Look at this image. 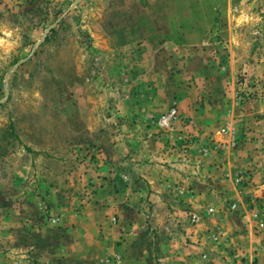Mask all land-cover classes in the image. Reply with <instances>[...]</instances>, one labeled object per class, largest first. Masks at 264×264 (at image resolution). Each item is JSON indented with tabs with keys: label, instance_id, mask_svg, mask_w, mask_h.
I'll return each mask as SVG.
<instances>
[{
	"label": "rangeland",
	"instance_id": "1",
	"mask_svg": "<svg viewBox=\"0 0 264 264\" xmlns=\"http://www.w3.org/2000/svg\"><path fill=\"white\" fill-rule=\"evenodd\" d=\"M190 147L242 149L228 220L264 264V0H0V264H122L117 178Z\"/></svg>",
	"mask_w": 264,
	"mask_h": 264
},
{
	"label": "crops",
	"instance_id": "2",
	"mask_svg": "<svg viewBox=\"0 0 264 264\" xmlns=\"http://www.w3.org/2000/svg\"><path fill=\"white\" fill-rule=\"evenodd\" d=\"M223 152H226L223 158L216 156H221ZM187 154L188 165L182 164L179 158L176 161H167V157L164 160L143 161L136 157L132 163L133 171L121 174L125 175V179L117 178L120 183L116 192L119 200L116 212L120 219L110 230L120 232L122 237L117 244L110 243L109 252L119 255L122 264L253 263L256 249L253 238L249 234L235 231L242 223L231 226L228 220V216L234 212L246 214L249 199L247 194L255 195L259 191V185L257 187L253 183L255 178L238 188L233 182L232 168L241 160L239 157L243 154L242 149H215L205 162L197 147H190ZM256 176L253 173V177ZM143 199L150 201V208L144 207ZM232 203L236 207L231 213L228 204ZM211 204L222 209L218 211L225 214L220 217L207 216L206 208ZM188 214H194L199 219L196 223H191ZM162 216L171 223H158V218ZM211 222L222 224L227 236L229 232H233L229 235V242L206 245L207 234L203 231L212 226ZM229 226L232 229L229 230ZM164 227H169L166 230L170 234L176 232L175 236H161L159 233H165ZM208 243L212 244L211 241ZM230 246L233 254L227 252ZM207 248L212 250L211 254L205 253ZM255 256L264 261L262 251L255 253Z\"/></svg>",
	"mask_w": 264,
	"mask_h": 264
},
{
	"label": "built area",
	"instance_id": "3",
	"mask_svg": "<svg viewBox=\"0 0 264 264\" xmlns=\"http://www.w3.org/2000/svg\"><path fill=\"white\" fill-rule=\"evenodd\" d=\"M193 219L196 220L197 219V216L196 215H193ZM215 238H217V236H215Z\"/></svg>",
	"mask_w": 264,
	"mask_h": 264
}]
</instances>
